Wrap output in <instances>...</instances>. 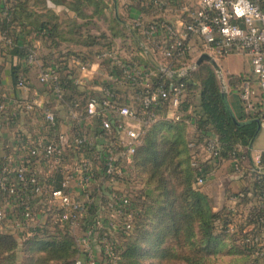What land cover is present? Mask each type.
Segmentation results:
<instances>
[{
	"label": "built area",
	"instance_id": "obj_1",
	"mask_svg": "<svg viewBox=\"0 0 264 264\" xmlns=\"http://www.w3.org/2000/svg\"><path fill=\"white\" fill-rule=\"evenodd\" d=\"M146 2L157 10L175 12L173 18L139 14L128 21L136 34L131 33L133 49L149 57L155 63L152 67L122 61L119 52L111 49L95 51L92 58H75L79 71L73 79L75 87L94 79L91 67L97 62L110 72L115 69L109 77L129 89V98L121 100L113 86L99 84L88 99L75 96L67 104L64 128L55 108L38 94L24 99L23 109L37 112L43 126L32 139L20 145L19 139L14 142L20 157L0 159V231L20 241L44 229L72 234L78 249L73 264H122L121 237L131 233L139 209L134 199L143 193V185L132 174L137 148L156 121H182L188 74L197 67L200 55L216 63L233 54L246 56L264 95V0ZM2 41L11 44L12 39L2 34ZM26 60L32 64L34 54L29 53ZM60 72L57 65L46 64L38 73V81L58 102L68 91ZM218 75L227 92L222 69ZM16 85L27 87V82L20 78ZM251 95L246 82L241 98L249 110ZM5 106L0 101V127ZM15 115L13 111L11 117ZM184 121L191 125L190 120ZM259 121L264 128V113ZM237 149L234 170L241 166ZM200 152L201 162L219 156L214 132L205 138ZM263 153L264 149L255 150L257 162ZM203 171L198 165L199 187L206 181ZM238 201L231 198L225 224L218 220L216 225L226 233L243 235L246 264H264V217L259 220L262 228L256 229L255 223L248 222L247 212L237 207ZM257 204L264 207L262 200Z\"/></svg>",
	"mask_w": 264,
	"mask_h": 264
},
{
	"label": "trees",
	"instance_id": "obj_2",
	"mask_svg": "<svg viewBox=\"0 0 264 264\" xmlns=\"http://www.w3.org/2000/svg\"><path fill=\"white\" fill-rule=\"evenodd\" d=\"M47 2L69 6L76 18L58 22L59 17L47 7ZM34 7L45 12L48 20H31V17L40 15L33 10ZM105 7V0H17L12 7H8V14L0 18V32L12 39L11 44H4L9 53L19 56L23 51L16 48L17 41L12 36L16 34V27L22 30L26 23L38 27V31L48 30L47 24L51 23L48 31L52 41L80 42V32L95 26V17L103 19ZM80 19L82 22H79ZM92 39L87 41L92 42ZM29 53L32 52H28L26 57ZM13 76L17 82L19 77L16 67L13 68ZM190 76L196 82L190 79L186 83L182 111L185 113L189 108L192 109L193 136L197 141H202L210 132H214L219 141V156L200 163L205 175L211 172L213 166L216 168L223 162H228L227 171L233 164V152L238 145L241 149L236 154L241 160L249 162L250 145L258 134L257 119L261 116L256 115L255 118L241 98V88L247 78L227 74L229 92L224 94L212 63L203 61L188 74V78ZM232 93L240 103L239 115L230 106L228 97ZM187 134L184 123H157L150 127L143 143L137 148L133 164L137 179L143 185V193L134 199L139 208L138 215L128 235L129 240L124 242L121 250L122 262L125 264H142V260L151 257L158 258L160 262L169 258L182 259L185 264H214L212 257L219 255H239L245 258L244 261L248 260L247 249L241 243L243 235L226 233L223 228L217 231V221L221 220L225 224L227 220V207L213 210V198L193 188L194 171L188 164ZM199 141L197 143L200 144ZM262 162L264 164V153ZM243 174L239 176L243 180L240 191L229 193L228 196L238 198L237 207L245 210L248 222L255 223L256 229L260 230L262 223L259 220L264 217V207L257 202L262 200L264 204V177L255 175L251 178L248 172L245 177ZM140 200L146 202L140 203ZM44 231L46 229L24 242V251L27 257L30 256L29 264H45L49 255L62 258L64 264L74 263L78 249L73 240L59 232L46 236ZM166 240L172 241L171 244H164ZM172 245L180 249L186 247L187 252L172 253ZM14 246L15 242L10 236L0 233V253L8 252Z\"/></svg>",
	"mask_w": 264,
	"mask_h": 264
},
{
	"label": "crops",
	"instance_id": "obj_3",
	"mask_svg": "<svg viewBox=\"0 0 264 264\" xmlns=\"http://www.w3.org/2000/svg\"><path fill=\"white\" fill-rule=\"evenodd\" d=\"M17 0H0V18H4L8 14V7H12ZM191 3H195L196 0H189ZM114 14L111 17L110 27L100 28V22L102 18L95 17L94 20L97 23L96 29L92 30L83 29L81 34V41H65L58 39L52 41V36H49V28L51 23H48L47 29L38 31V27H31L26 22V27L15 28L13 39L16 38V48L22 50V54L9 53L2 41V34L0 32V101L5 103V111L2 118V126L0 127V159L7 156L20 157L22 154L20 149L14 145V142L19 139V145L23 141L32 139L43 126L42 119L37 112H26L22 106V100L28 99L35 94L43 98L49 104H51L61 121V127L64 128V117L66 115L67 104L71 103L75 96H78L81 101H84L91 97L95 87L101 85L113 86L120 99H128L130 93L123 84L112 80L109 76L115 75V69L112 72L103 65L94 62L91 71H94V79L85 82L80 87H75L73 79L78 73V66L75 64V58L88 59L92 58L95 51L101 49L116 50L118 56L122 57V61L133 60L142 67H152L155 63L150 61L149 57H142L139 52L133 49L132 43L135 45V39H133L134 32L129 27L128 21L136 15L144 17H151L153 14L164 15L166 18H173L175 13L171 12L167 8L157 10L152 4H147L146 0L143 2L139 0H112ZM47 7L51 8L59 17L58 22L70 18H76L75 13L71 11L69 6L55 5L51 2H47ZM2 8V9H1ZM33 10L37 11L38 17H31V20L38 18L39 20H48L45 12H40L37 7ZM37 16V15H34ZM19 17V16H18ZM30 20V19H29ZM50 20V19H49ZM103 20V19H102ZM27 21V19H26ZM79 22H82L80 19ZM133 33V35L131 34ZM94 34V35H93ZM18 35V36H17ZM52 35V34H51ZM94 36L95 40L91 37ZM18 38V39H17ZM92 39V42H88V39ZM192 43V42H191ZM32 52L34 54V62L28 63L26 60V54ZM236 56L243 55H229L222 59L226 64L233 62ZM93 60V59H92ZM57 65L61 69V76L66 80L68 85L67 95L64 100L58 102L55 100L49 91L38 81V73L42 65ZM223 65V64H222ZM249 65V61H248ZM250 66V65H249ZM17 68L18 77L23 78L27 82V87L19 88L16 85L15 77L13 76V68ZM154 67V66H153ZM246 69L244 65L242 68L237 69L231 73H239ZM229 72L228 70H226ZM18 79V80H19ZM253 84L255 90L252 88L251 101L253 108L252 111L255 115H262L264 113V95L260 92L258 84L253 76ZM229 90L226 92L228 94ZM230 106L235 114L241 113L240 103L237 97L232 93L228 97ZM16 112L15 117H11L12 112ZM190 112V111H189ZM261 128L258 131L257 136L252 142V149H264V142L258 143L260 138ZM237 150L241 147L238 145ZM207 159L203 158V161ZM228 162H223L220 166L211 168V172L206 176L204 185L200 186V190L213 198V210H217L220 207H228L232 197L228 196L229 193L236 194L240 191L243 180L238 176H232L226 170ZM229 261L225 264H246L239 255H229Z\"/></svg>",
	"mask_w": 264,
	"mask_h": 264
},
{
	"label": "rangeland",
	"instance_id": "obj_4",
	"mask_svg": "<svg viewBox=\"0 0 264 264\" xmlns=\"http://www.w3.org/2000/svg\"><path fill=\"white\" fill-rule=\"evenodd\" d=\"M105 5H106V7H105L106 10H105L104 15H103L104 17H103V20L101 19V21H99L100 22V25H99L100 28H98V29H102V28H106V27L109 28L110 27V21H111L110 19H111L112 15L114 14V10L112 9L113 8L112 0H105ZM96 27H97V23L95 24V26L91 27V29L94 30V29H96ZM92 37L95 40V37L94 36H92ZM194 57L195 56H193V58ZM217 64L220 67V69L223 70L224 77L227 74L243 75V76H245L247 78L248 86H251L253 84V82H254L253 75H252L251 67L248 65V58L246 56H244V55L243 56H236L235 59L233 60V62L230 63V65L226 64L225 61H222V59L217 61ZM242 65H244V67L246 69H243V71H240L239 73H231V72H233V71H235L237 69L242 68ZM195 69H193V70H195ZM193 70H191V72ZM226 70H228L229 72H227ZM215 72L217 74L216 70H215ZM217 77L219 79V75L218 74H217ZM188 79H189V81H190V79H192V81L194 83L196 82L195 80H193L194 78H191V76ZM219 82H220V79H219ZM220 86H221V82H220ZM252 88L255 90V86L251 87V89ZM221 90L223 92H226L225 90H223V88ZM191 111H192L191 108H189L188 111H186L185 113L182 111V116H183L182 117V121L181 120L180 121L159 120V121H156L153 125H155L157 123H171V124L184 123V124H186L187 133H189V135H190V137H189V135L187 134V138H186L188 140L187 145H186L187 149H188V154H187L188 155V164L194 171L193 188L198 190L200 187L197 186L195 178L197 176L198 165H200V163H201V161H200L201 160V158H200L201 152L200 151H201V146H202L204 140L199 141L200 140L199 139L198 141L201 142L199 144V143H197L198 142L197 139L193 136V134L195 132V129H194L193 120L190 117V115L193 114V112H191ZM187 119L190 120V124L191 125H188L184 121V120H187ZM149 129H150V127L148 128V130ZM148 130L146 131V133H145V135H144V137H143V139L141 141V144L143 143L144 138L146 137ZM208 133H207V135H208ZM192 136H193V138H192ZM261 142H264V128H261L260 138L257 141V144L261 143ZM250 156H251V160L249 162L246 161L245 159L240 160L241 161V163H240L241 166H240V168L238 170H234L233 169V164H232L230 166V168L227 169L228 173L231 174L232 176H238V177L242 173H244L243 175L245 177L246 176L245 173L248 172V175L251 176V178H253L255 175L264 177V164L262 162V158H260L259 162H257V159L255 158V149H252V151H250ZM248 166L250 168H248ZM224 170H226V169H224ZM132 174H133V177L136 180H138L137 176H136L137 175V171H136V168H135V164L133 165V173ZM140 184H142V183H140ZM152 193L153 194L155 193V191L153 189H152ZM148 194H149V192L147 193V195ZM143 202L145 203L146 201L140 200V203H143ZM217 231H220L218 226H217ZM57 232L68 235L73 240V242L75 243V246L77 247V243H76V240L74 239V236L72 234L67 233V232H61V231H58V229H54V230H52V229L47 230L46 229V231H44V233H46V234H44V235L52 236L50 234H56ZM0 233H3V234H6V235L10 236L15 242V246H14V248L12 250H10L8 252H5V253H0V264H29L28 257H30V256L27 257V254L24 251V246H25L24 242L27 239L22 240V242H23L22 243V242H20V240L17 239V237L12 235V233L1 232V231H0ZM47 234H49V235H47ZM128 240H129L128 236L121 237V243H122L121 246H120L121 250L124 248V246H123L124 242H127ZM171 242L172 241H170V240H166L164 242V244H171ZM172 248H173L171 250L172 253L180 254V253H183L185 251L187 252V248L186 247L183 248V249H180L179 247H176L175 245H172ZM43 255L45 256L46 254L43 253ZM229 259H230L229 256H225V255H223V256L219 255V256H217L215 258L212 257V260H213L214 264H225L226 262L229 261ZM64 263H65V261L62 258L52 257V255H49L47 257V260H46L45 264H64ZM141 263L142 264H185V261L182 260V259L169 258V259H166V260H163V261L160 262L158 260V258L151 257L149 259L142 260ZM71 264H73V261H72ZM122 264H125V262L124 263L122 262Z\"/></svg>",
	"mask_w": 264,
	"mask_h": 264
},
{
	"label": "water",
	"instance_id": "obj_5",
	"mask_svg": "<svg viewBox=\"0 0 264 264\" xmlns=\"http://www.w3.org/2000/svg\"><path fill=\"white\" fill-rule=\"evenodd\" d=\"M205 60L211 62V63L214 65V67H215L217 73H218V74L220 73V69H219V66H218V64L216 63V61H215L214 59H212L211 57H209L208 55H206V54H202V55H200V56L198 57V59L196 60V66H198L201 62H203V61H205ZM223 93L225 94V92H223ZM257 122H258V131H259L260 128H261V124H260L259 119H257ZM251 146H252V144L250 145V148H251Z\"/></svg>",
	"mask_w": 264,
	"mask_h": 264
}]
</instances>
